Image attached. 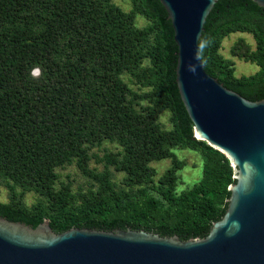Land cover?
I'll use <instances>...</instances> for the list:
<instances>
[{"label":"trees","instance_id":"16d2710c","mask_svg":"<svg viewBox=\"0 0 264 264\" xmlns=\"http://www.w3.org/2000/svg\"><path fill=\"white\" fill-rule=\"evenodd\" d=\"M139 17L147 23L139 26ZM236 32L256 40L254 47L241 37L231 50L260 67L252 75L237 76L221 52ZM199 46L209 74L250 100L264 98V7L219 0ZM177 60L160 0H131L130 10L114 0H0V183L9 190L0 216L33 227L48 218L58 233L207 236L227 210L235 170L225 153L196 138ZM175 149L203 158L201 179L181 191L188 161ZM164 159L172 164L160 175L152 163ZM73 165L78 174L64 180L60 170ZM31 192L37 201L28 205Z\"/></svg>","mask_w":264,"mask_h":264},{"label":"water","instance_id":"95a60500","mask_svg":"<svg viewBox=\"0 0 264 264\" xmlns=\"http://www.w3.org/2000/svg\"><path fill=\"white\" fill-rule=\"evenodd\" d=\"M178 46L176 83L195 136L235 170L228 207L205 237L145 229L33 227L0 216V264H264V98L250 100L209 74L200 57L206 20L219 0H160ZM264 7V0H253Z\"/></svg>","mask_w":264,"mask_h":264},{"label":"rangeland","instance_id":"374dc122","mask_svg":"<svg viewBox=\"0 0 264 264\" xmlns=\"http://www.w3.org/2000/svg\"><path fill=\"white\" fill-rule=\"evenodd\" d=\"M118 5H120L125 10L131 9V0H114ZM147 23V21L139 17L138 18V24L139 26H143ZM244 37L247 39L248 42L253 44L254 47H256V40L250 33L245 32H236L232 33L229 37H226L223 40L221 52L226 58H231L235 62V68H236V75L242 76V75H252L260 70V67L252 62H247L243 59H240L239 57L233 56L231 50L233 45L241 38ZM39 73L38 70H35V74L37 75ZM162 122L165 123L167 127H171V122L169 121V115L165 114L162 117ZM105 148L110 149H118L117 146L111 143H105L103 146ZM96 151H99L100 154H103V151L101 149L95 148ZM177 156L181 159L185 158L188 161L187 166L181 171L182 180L179 184L178 190H184L192 185H194L196 182H198L203 173V158L202 156L193 150L190 149H175L174 150ZM172 164L171 159H164L161 161H155L152 163L154 167H156L159 171V174H163L167 168H169ZM94 165V164H93ZM62 174V178L64 180H67V177L69 174H72L73 176L78 174V170L75 165L69 166L67 169L60 170ZM73 176L71 178H73ZM78 181L83 180L82 177L78 175L77 177ZM0 200L3 202H8L9 200V190L5 185L0 183ZM37 201V194L34 192L28 193L25 197V202L28 205L33 204Z\"/></svg>","mask_w":264,"mask_h":264}]
</instances>
